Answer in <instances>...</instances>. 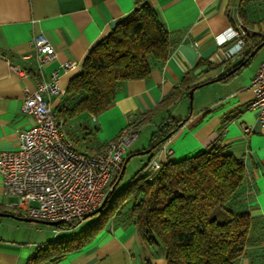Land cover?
Segmentation results:
<instances>
[{"label": "crops", "instance_id": "obj_1", "mask_svg": "<svg viewBox=\"0 0 264 264\" xmlns=\"http://www.w3.org/2000/svg\"><path fill=\"white\" fill-rule=\"evenodd\" d=\"M137 1L0 0V152L17 148L18 133L35 124L33 116L23 114L20 106L25 93L35 89L36 79L56 78L65 93L88 51L111 32L112 21L133 11ZM146 1L169 32L172 45L168 57L154 62L145 78L120 82L114 101L97 115L82 113L63 122L55 111L64 94L50 97L52 110L64 134L86 153L102 150L129 120L147 115L149 119L139 125L124 155V159L128 157L123 171L126 180L130 177L125 169L133 156L141 160L135 172L142 167L145 171L155 154L162 163L178 161L206 150L220 139L225 152L242 159L246 170L240 187V208L248 210L252 225L237 264H264V128L258 123L257 112L248 106L252 98L250 80L264 57L255 64L251 60L264 45L246 65L241 64L244 61L236 65L244 54L227 57L226 48L217 42L228 26L239 22L246 25L249 37L264 35V0ZM242 10L247 22L240 16ZM37 36L55 50L54 57L41 67L42 77L31 43ZM198 64L201 68L211 67L190 83L201 84L194 87L191 104L188 92L182 90L164 105L184 74ZM17 69L27 74L20 76ZM169 117L188 119L153 156L144 153L152 133ZM90 135L96 140H90L85 148L79 146V139L86 140ZM162 149L170 153L166 155ZM13 202L14 198L3 194L0 175V211L19 214L9 206ZM128 207L108 217L81 247L43 264H166L165 249L142 238L125 214ZM0 217V264H27L38 249L77 234L86 224L83 218L72 227L50 228L34 221Z\"/></svg>", "mask_w": 264, "mask_h": 264}, {"label": "trees", "instance_id": "obj_2", "mask_svg": "<svg viewBox=\"0 0 264 264\" xmlns=\"http://www.w3.org/2000/svg\"><path fill=\"white\" fill-rule=\"evenodd\" d=\"M240 16L247 22L243 10ZM263 41L264 35L247 36L244 55L236 65L242 61L246 65L251 51ZM171 45L169 32L155 10L148 1L138 0L133 11L88 51L80 72L70 79L56 115L63 122L82 113L97 115L114 101L120 82L145 78L154 62L168 57ZM201 67L198 64L184 74L164 105L182 90L189 92L201 85L190 86L211 65ZM148 119L143 115L128 123L137 131ZM187 119L169 117L160 123L152 133L147 154L153 156ZM106 146L94 153L103 152ZM245 173L242 159L225 152L220 139L192 156L161 162L153 175L142 167L124 186L117 188L118 182L106 206L90 216L82 230L38 249L27 264L53 262L81 247L108 217L120 214L128 206L125 214L136 224L142 238L165 249L166 264H237L252 225L248 210L240 208Z\"/></svg>", "mask_w": 264, "mask_h": 264}, {"label": "built area", "instance_id": "obj_3", "mask_svg": "<svg viewBox=\"0 0 264 264\" xmlns=\"http://www.w3.org/2000/svg\"><path fill=\"white\" fill-rule=\"evenodd\" d=\"M249 30L237 23L228 26L217 38L218 45L226 48L227 57L243 53ZM37 56L38 75L41 67L54 55V47L43 37L31 41ZM72 63H69L70 67ZM20 76L25 70L17 69ZM252 98L249 108L258 115L264 128V60L258 65L249 84ZM64 94L56 78L36 79L35 89L27 91L20 111L31 115L35 124L18 133V147L0 152V175L3 194L14 198L9 206L24 217L73 224L86 213L96 209L117 180L124 155L137 131L128 123L117 138L101 153L79 150L63 131L50 103L51 96ZM166 155L169 149H162ZM163 151V152H164ZM159 154L151 159L144 171L155 174L160 169Z\"/></svg>", "mask_w": 264, "mask_h": 264}, {"label": "water", "instance_id": "obj_4", "mask_svg": "<svg viewBox=\"0 0 264 264\" xmlns=\"http://www.w3.org/2000/svg\"><path fill=\"white\" fill-rule=\"evenodd\" d=\"M118 24V20H114L112 21L111 25L113 28H115V26ZM264 45V41L261 42L260 44H258V46L256 48H254L250 55L253 56L255 54V52L262 46ZM241 64H244V62H242ZM235 70V69H234ZM193 90L194 88L190 89L188 94H189V99H190V104H191V99H192V93H193ZM150 150L149 149H146L144 151V153H148ZM128 160V157L124 159L123 161V164H122V168H121V172L117 178V180L113 183V185L110 187L109 191L107 192L104 200L102 201V203L96 208L94 209L93 211L89 212V213H86L84 215L83 218H87V217H90V216H93L94 214H96L97 212L103 210V208L106 206L109 198L111 197V195L113 194V192L115 191L116 189V186L122 176V173L124 171V168H125V164ZM0 216H10V217H14V218H17V219H20V220H24V221H34V222H38V223H43V224H47V225H51V226H60L61 225V222L60 221H45V220H40V219H33V218H29V217H22V216H16L15 214H12V213H8V212H2L0 211Z\"/></svg>", "mask_w": 264, "mask_h": 264}, {"label": "rangeland", "instance_id": "obj_5", "mask_svg": "<svg viewBox=\"0 0 264 264\" xmlns=\"http://www.w3.org/2000/svg\"><path fill=\"white\" fill-rule=\"evenodd\" d=\"M264 57V46H262L257 52L256 54L253 56L251 62L253 64H255L256 62H259L261 59H263ZM192 100H193V94H192ZM193 104V103H192ZM144 133V132H143ZM96 140V138H94L93 136H88L86 140L84 139H79V146H83L85 148V146L89 143L90 140ZM138 142V141H137ZM136 142V143H137ZM141 165V160L139 157L137 156H133L130 158L129 162H128V165L126 167V175L131 177L134 173H135V170L137 168H139V166ZM128 182V180L124 179V177L119 181V184H118V187L117 188H120L122 186H124L126 183ZM2 217H0L1 219ZM90 218L91 217H88L85 219L86 223H88L90 221ZM86 225V224H85ZM46 226V225H45ZM50 228L52 226H49ZM43 233V231H41ZM39 232V233H41Z\"/></svg>", "mask_w": 264, "mask_h": 264}]
</instances>
